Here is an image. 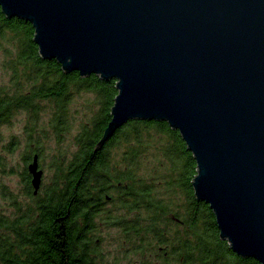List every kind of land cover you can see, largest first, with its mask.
<instances>
[{
	"label": "water",
	"instance_id": "water-1",
	"mask_svg": "<svg viewBox=\"0 0 264 264\" xmlns=\"http://www.w3.org/2000/svg\"><path fill=\"white\" fill-rule=\"evenodd\" d=\"M66 72L117 80L98 149L131 119L166 120L193 187L238 255L264 264V0H0ZM34 194L38 156L28 166Z\"/></svg>",
	"mask_w": 264,
	"mask_h": 264
},
{
	"label": "trees",
	"instance_id": "trees-1",
	"mask_svg": "<svg viewBox=\"0 0 264 264\" xmlns=\"http://www.w3.org/2000/svg\"><path fill=\"white\" fill-rule=\"evenodd\" d=\"M34 37L30 21L0 7V47L11 73V83L0 86V130L25 111L36 132L50 110L61 138L77 95H91L96 107L76 135V150L37 194L28 166L42 156V143L31 140L23 174L31 204L15 202L12 216L0 212V264H98L100 233L111 228L140 264H261L232 250L210 205L197 199V162L180 131L166 120L135 118L95 149L112 118L117 80L64 71L40 55Z\"/></svg>",
	"mask_w": 264,
	"mask_h": 264
},
{
	"label": "rangeland",
	"instance_id": "rangeland-1",
	"mask_svg": "<svg viewBox=\"0 0 264 264\" xmlns=\"http://www.w3.org/2000/svg\"><path fill=\"white\" fill-rule=\"evenodd\" d=\"M0 47V86L11 83V73L5 67L6 55ZM96 107L89 94L77 95L70 105L71 128L58 138L50 125L51 112L41 115L36 132L29 129V114L17 113L12 123L5 124L0 130V212L12 216L16 212L14 203L22 206L31 204L25 195L23 174L25 156L30 151L31 140L40 139L42 156L39 155V168L43 170L41 187L45 188L54 178L55 166L68 160L76 150V135L82 125L92 117ZM96 110V109H95ZM33 162L30 161L29 164ZM40 187V189H41ZM39 189V190H40ZM103 230V229H102ZM102 235L101 258L98 264H140L138 256L129 253L123 245V235L116 229H104Z\"/></svg>",
	"mask_w": 264,
	"mask_h": 264
}]
</instances>
